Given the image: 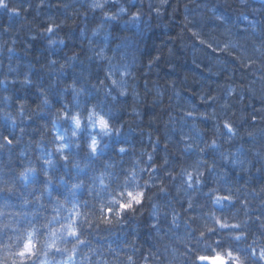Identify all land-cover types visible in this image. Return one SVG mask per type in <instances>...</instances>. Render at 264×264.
Here are the masks:
<instances>
[{
	"label": "clouds",
	"instance_id": "1",
	"mask_svg": "<svg viewBox=\"0 0 264 264\" xmlns=\"http://www.w3.org/2000/svg\"><path fill=\"white\" fill-rule=\"evenodd\" d=\"M43 3L45 0H37V7ZM56 3L67 10V16L47 17L39 31L57 33L47 44L57 41L63 44L64 36L59 29L69 25V21L75 26L80 18V34L83 36L86 30L88 33L84 45L87 59L95 61L102 70L100 78L88 81L99 100L82 99L89 94L83 84L75 80L60 81L59 105L52 104L42 87L36 88L38 102L17 99L14 109L7 107L11 97L7 93L0 94L4 100L0 116L14 121L19 140L11 151L20 145L15 159L24 162L22 166L8 162L10 167L0 163V170H15L10 173L11 191L7 185H0V190L19 196L21 209L32 206L27 212L0 210V264H149V257H152L151 264H264L261 255L264 252V199L250 207L253 201L240 190L213 186L205 193L207 203L199 206L195 216L181 217L174 206L160 203L157 195H167L170 186L179 193L189 177L205 172V165L197 159L178 172L169 169L159 175L158 171L169 163L167 149L163 151L162 163H157L153 144L157 146L160 140L151 138L154 133L145 140L141 128L146 125L156 129L163 123L165 129L192 137V151L197 146L215 149L219 161L231 169L237 171L232 161L241 159L247 173L253 167L264 171V0H140L144 7L131 8L126 0H81L79 4H73V0H56ZM0 7H9L8 0H0ZM14 8L9 7V10L13 12ZM91 16L96 17V22L89 26L85 18ZM153 16L166 27L169 21H174L176 31L167 37L171 44L163 48L158 45L149 57L131 62L123 54L94 40L110 22L130 24ZM31 35L35 39V34ZM12 43L15 44V40ZM173 45L183 50L197 68L211 77L222 78L220 83L209 89L199 78L188 74L179 83L174 78L162 82L147 79L149 72L158 71L155 65L161 57L176 55ZM78 56L79 50H74L66 59L49 58V63L56 65L53 71L60 72L70 68ZM167 66L175 67L172 63ZM9 72L14 69L0 74V84L5 81L33 83L28 73L20 76L9 75ZM142 80L146 81L143 85ZM56 82L54 75L53 86ZM190 85H199L191 96L213 109L203 112L211 122L207 133H202L193 120L189 125L187 116L175 111L180 107L201 113L196 104L183 95L185 88L193 89ZM65 92L71 93L70 100ZM17 101L24 103L19 105ZM117 104L119 109L115 107ZM146 106H150L151 115H145ZM121 112L132 120L114 119ZM40 113H45L48 119L40 125V137L32 138L25 124ZM165 114L166 120L163 119ZM253 115L257 117L255 121L251 119ZM200 119L198 115L196 121ZM225 121L231 125V130L225 127ZM133 123L140 128L143 143L135 147L117 144L110 158L102 157L100 153L109 138L127 132L137 134ZM165 140H171L167 132ZM70 148L73 152H69ZM81 150L87 158L83 162L74 155ZM65 157L71 161L67 167ZM57 162H62L65 168L78 165V169L81 172L86 169L87 174L70 179L60 175L57 180L52 175ZM23 174L29 177L39 174L43 182L35 187L26 185ZM177 179L180 185L174 184ZM201 179L204 180V176ZM61 182L66 185L63 194L52 192V184ZM22 188L27 191H21ZM78 192L82 196H78ZM226 196L232 199H222ZM242 196L247 203H241ZM168 199L170 201L171 197ZM228 203L233 204L235 210H229ZM257 209L259 214L254 215ZM129 226L133 227L130 235L136 237L135 243L132 240L120 245L97 243L101 233L111 235L117 230L127 231ZM178 227L182 229L180 234L176 232ZM142 228L152 229L150 239L157 242L155 253L165 259H159L152 251L148 256H140L135 245L137 232Z\"/></svg>",
	"mask_w": 264,
	"mask_h": 264
},
{
	"label": "trees",
	"instance_id": "2",
	"mask_svg": "<svg viewBox=\"0 0 264 264\" xmlns=\"http://www.w3.org/2000/svg\"><path fill=\"white\" fill-rule=\"evenodd\" d=\"M15 8H18L19 11L22 14V19L20 20V26L17 25L13 28L11 36L18 37L24 36V42L27 43L28 46V53L32 58L34 59H40L37 57L36 52V43L37 40L32 38L31 34L37 35L39 32V29L43 28L46 23L47 17H56L57 19L66 17L67 16V10L62 9L59 7V5L56 3L53 8V12H47L48 14H45V16H39V13L35 9V6H29V5H23L19 4L18 2L14 3ZM223 11V9H220ZM154 17V16H153ZM149 18V22L144 27L145 29L142 31H138V55L137 58L142 57H149L151 56L156 50L157 46L159 45L161 48L165 47L168 44H171L172 41L167 39L168 36L173 35L176 31V26L174 21H169V25L166 27L162 21L158 20H152V18ZM228 18L231 19V15L228 14ZM71 19V18H69ZM4 18L0 23L1 31H0V38H2L1 33L4 29H6L7 23H3ZM239 22V21H238ZM73 23V21H69V25H66L69 30H72L73 33H67L63 35L60 32L61 35L64 36V43L62 44V49L56 56H53L55 58L51 59H62L63 56L68 53L71 49L72 42L75 41L77 38V32L80 23L79 17L77 18V23L75 26H71L70 24ZM23 27V28H22ZM56 34L57 33H53ZM20 45V44H19ZM176 55L173 57H161L159 61L156 62L155 67L158 69V71L155 72H149L147 75V79L151 80L153 78H156L160 80L161 82L165 79H175L178 83L181 82L182 77L185 74H188L189 76H194L199 78V81L204 86L208 87L209 89L215 88L222 78H214L209 76L207 73L203 72L202 69L197 68L196 65L191 63V60L189 57L183 52V50L179 49L176 45H173ZM19 55H25V49L20 48L18 50ZM42 59V58H41ZM47 68V74L46 78L47 80H51L50 78V71L49 66H53L49 63V59L46 61H43ZM169 63H172L175 65L173 68H169L167 65ZM86 69H82L79 72L78 80L79 78L84 79H92L98 78L100 75H102V70L99 68V66L95 63H89L85 64ZM203 66H201L202 68ZM56 67H54L55 69ZM99 71V72H98ZM55 72V71H54ZM81 81V79L79 80ZM146 81L142 80L140 83L143 85ZM78 84H83L80 82H77ZM13 89L20 91L22 93V88L26 85L21 83H9ZM85 90L88 92H95L90 86H87L83 84ZM193 87L191 88H185L183 95L187 97L188 99L192 100L193 103L196 104L199 112L203 113L205 111H212L211 105H209L207 108L204 106L203 102L199 100L198 97H192L195 87H198L199 85H190ZM67 94V98L71 99V93H64ZM11 95V94H10ZM12 96V95H11ZM28 98L31 100L32 95H27ZM91 98V97H90ZM83 99V98H82ZM87 101L88 99H85ZM183 103V101H181ZM210 103V102H209ZM4 103L0 101V106H2ZM259 103H256V107L259 108ZM8 108L12 109V106L7 105ZM117 109L120 108V105L117 104L115 106ZM150 106H146L145 115H151V111H149ZM177 113L181 115H185L186 112H188L187 108H176L175 110ZM122 114V112H121ZM128 115V114H127ZM127 116H124L122 119H125ZM2 118V116H0ZM164 120L167 119V115L163 117ZM192 121L191 117H187V123L190 125ZM30 121L26 123V125H29ZM210 123L208 120L201 118L197 121L198 129L202 130V133H207L208 128L210 126ZM185 127L187 125H184ZM27 128V127H26ZM138 130V145L143 143V140L140 136V128H137V126L133 127ZM143 136L145 140L148 138L149 134H153L151 138L153 140L159 139L160 143L156 146L157 147V163H162V155L164 151V144L166 142L165 140V133L167 132L168 135L171 136V140L167 141V152L169 156V163L165 165L162 169L158 171L159 175H163V172L166 170L171 169L174 172H178L182 167H186L194 163L197 159H200L198 150L191 151L190 153L185 154L183 151V141L180 140V135L178 131L172 130V129H165L163 123L158 126V128H149L146 125L141 126ZM16 134V128H9L2 124L0 122V134ZM28 135L32 138H39L41 135V131H31ZM112 138V137H111ZM206 138V137H205ZM110 139V138H109ZM177 141H181L180 143H177ZM149 146V145H145ZM16 149H13L12 155L13 159L12 162H17L19 160L14 159L15 151ZM234 150V149H233ZM109 157H111L110 151L108 153ZM84 159H81L82 162ZM203 159L207 160V164L205 165L204 171L206 172V175L204 176V184L195 187L192 189H188L186 185H181V191L179 193L176 192V189L174 186L169 187V193L167 195L165 194H158L157 199L162 204H169L170 207L174 206L177 211L181 213V217H192L197 214V212L200 210L199 206L202 204L207 203V198L205 196V193L208 191L209 187H216L218 189H239L242 193L249 196V198L253 201V203L250 205V207H255V205L259 202L260 199H264V193H260V195H256V193L260 192L261 184H264V171L257 172L256 168L253 167V169L247 173V174H238V172L234 169L229 168L228 166L223 165L218 158V153L215 149H206V152L203 156ZM209 164H215V167L211 170L208 169ZM60 173H57L59 175ZM71 174V173H69ZM65 176V175H64ZM251 177V179H248V177ZM58 177V176H57ZM245 180H247V187H241V185L244 184ZM175 185H180L181 182L179 179L174 181ZM255 189V192L253 191ZM226 194V193H224ZM78 196H82V193H77ZM171 197V200L169 201L168 197ZM191 198L193 201V208L189 209L187 212L184 211L188 207V199ZM247 202L243 199V196L241 197V203ZM226 202H222L224 204ZM229 210H235L233 204L228 203ZM223 211L224 209H220ZM254 215L259 214V209L256 210V212L253 213ZM253 230H255V225H253ZM120 238L118 237V233L116 231L111 235H105L104 233H101V237H98V239H108L110 243H113L114 245H120L125 244L128 240H132V236L130 234H127V232H123V229L119 230ZM152 229L151 228H142L140 229L138 234V242H136V248L138 247V252L141 257L148 256L149 251H152L155 253V247L157 246V242L155 240L150 239ZM177 234H180L182 232V229L178 227L176 229ZM117 238V239H116ZM120 243H118V241ZM97 243H100L97 241ZM156 256L163 260L165 259L163 256H160L159 253H155ZM152 257H149V264H151Z\"/></svg>",
	"mask_w": 264,
	"mask_h": 264
},
{
	"label": "bare ground",
	"instance_id": "3",
	"mask_svg": "<svg viewBox=\"0 0 264 264\" xmlns=\"http://www.w3.org/2000/svg\"><path fill=\"white\" fill-rule=\"evenodd\" d=\"M15 2L16 3L18 2L19 4H23V5L35 6L36 8H38L35 10L37 11V13H39V16L41 15L45 16V14H48L47 12L52 13L54 5H55V0H45V3L40 4L39 7H37V0H8L9 7L14 6ZM79 3H81V0H73V4H79ZM9 7H0V23L3 20V18H4L3 23L8 22V24L5 26L6 29H4L1 33L2 38H0V74H3L8 69H14V72H9L8 74L22 76L25 73H28L33 83L23 87L22 93H20V91L13 89V87L7 81H5L4 84H0V94L7 93L11 97V100L8 102L7 105L12 106V109H14L15 108L14 102L17 99H25L29 101V103L38 102L39 93L36 92L37 87L45 88L49 95L50 100L52 101V104L59 105L61 103L60 93L62 91L61 86H60V81L66 82L68 80H75L76 83L80 82L87 86H90L88 81L92 79H84L83 77L79 78V80L81 79V81L77 79L79 72L82 69L87 68L85 64L95 63V61L87 59V49L84 45L87 40L88 33L86 30L83 36L80 34L81 24L79 25L78 32L76 34L77 39L72 42L70 51L66 53L62 58V59H66L67 56L70 55L74 50H79L78 59L72 63V66L70 68H66L60 72L53 71L56 65L49 66L48 70L50 71L49 73H50L51 80H47L46 78L47 68L43 61H46L47 59L51 57L55 58L53 56H56L58 52H60V50L62 49V44L59 43V41L53 43L52 45L47 44L46 43L47 40L50 39L52 36H55L56 34H53V33L45 34L39 31L37 35L35 36V39L37 40L35 49L37 52V57L40 59L32 58V56H30L28 53L27 43L23 41L24 36H19V34H18V37L11 36L12 34L11 32L13 28L20 24V20L22 19V14L20 11L18 13L10 11ZM153 20L157 21V18L153 17L151 22ZM95 22H96L95 16L85 18V23L89 26ZM136 24H137V29L135 28V26L132 25V23L121 24L120 22H110L109 26L104 30V32L100 36L94 37V40L98 41L101 44L107 45V47L110 50H114L116 53L123 54V56L129 61L135 62V60L138 59L137 55H138V33H139L138 32V22H136ZM144 29L145 28H143L142 30ZM0 31H1V26H0ZM60 32L63 35L67 33H70V34L73 33V31L69 30L67 26L62 27L60 29ZM125 34L130 35V40L127 37L123 39L120 38L119 35L124 36ZM13 40H15V44L12 43ZM10 46H11V50H10ZM20 48L25 49L26 56L18 54V50ZM54 75L57 77V82L55 86H53L52 84V79ZM101 76L102 75H100L98 78H100ZM94 79L95 78H93V80ZM90 82H93V81H90ZM65 93H70V92H65ZM27 95H32L31 100L28 98ZM64 95L65 97L68 96L67 94H64ZM84 98L88 100L89 99L99 100V97L96 95L95 92H90L89 95ZM0 101L4 103L2 95H0ZM48 111H51V109L49 108ZM124 116H127L125 118L126 121L132 120V118L129 115H127V113L125 114L123 112L122 114L119 113L115 115L114 119L119 121ZM46 119H48L47 115L45 113H40L33 120L30 121L29 125L25 124V127L28 128L30 133L32 130L34 132L37 130L41 131L40 125ZM0 122L9 128H12V127L16 128V126H10L9 121L5 119L4 117L0 118ZM135 126L136 125L133 123L132 127H135ZM120 143L132 144L134 147L138 146V130H137V134L132 133V132H127V133H122L121 136L119 137H112L108 139L104 145V150L100 153V155L102 157H109L108 155L109 151H110V154L112 155L113 152L115 151V145L120 144ZM19 147L20 145H17V149L15 150L16 152L18 151ZM12 152L13 150L10 152L11 159H9V152L7 150H5L3 153H0V163H5V167H10L11 165L12 166L19 165V161L12 162V159H13ZM69 152H73V150L70 148ZM74 155H76V158H80V159L85 158L82 150L75 152ZM14 159H15V156H14ZM124 159L127 160V157H125ZM16 160L17 159H15V161ZM8 162H10L11 165L8 164ZM57 173H60V174L57 175ZM86 174H87V170H85L84 172H81L80 169L72 168L71 166L68 168H65L62 162H57L56 166L52 169V175L57 180L59 179L60 175H65L66 178L70 179L72 176H75V175L83 176ZM42 182H43V178L39 174H35L30 177L29 183L30 185H33L35 187V186L40 185ZM65 188H66V185H64L63 182H61L60 184L54 183L51 186L52 192L57 193V194H63ZM21 191H27V189L22 188ZM19 199H20L19 196H13L8 193H0V203L7 201V203L10 205V207L7 208V211L11 212V211L23 210L27 212V211L32 210L31 209L32 206H28V207L21 209L19 207V201H18ZM124 231L125 230H123V232ZM119 232L120 231L117 230L115 234L117 233L119 234ZM125 232H127V234H131L133 232V227L129 226L127 228V231ZM120 234L118 235L119 238H120ZM97 241L102 244L110 243L108 239H98ZM117 241L118 243H120L119 240ZM137 242H138V234H137ZM126 243H128V240ZM137 250H138V247H137Z\"/></svg>",
	"mask_w": 264,
	"mask_h": 264
},
{
	"label": "snow or ice",
	"instance_id": "4",
	"mask_svg": "<svg viewBox=\"0 0 264 264\" xmlns=\"http://www.w3.org/2000/svg\"><path fill=\"white\" fill-rule=\"evenodd\" d=\"M13 12L18 13L19 9L18 8H14ZM49 30H51V29H49ZM209 47H211V46L209 45ZM100 83H103V80H101ZM5 99H9V98L5 97ZM257 99L259 100V97H257ZM17 103L19 105H23L24 101H17ZM262 103H264V102H262ZM20 111L21 112L23 111L22 107L20 108ZM257 111H259V109H257ZM198 115L201 118H204V119L207 118L205 113H197V112H194V111H189V112L185 113V116L192 118L193 124L197 128H198V126H197L196 117ZM4 118L8 119L10 126H16L12 119H10L8 117H4ZM251 119L253 121H255L257 119V117L255 115H253L251 117ZM224 123H225V127L228 128L229 130H231V125L228 124L227 121H225ZM249 137L252 138V134L251 133H249ZM192 139H193L192 137H187V136H184L182 134L180 135V140L184 142L183 151H184L185 154L190 153L192 151L193 147H194L193 144L191 143ZM18 142H19V140H18V137H17L16 134H13V133L12 134H0V153H3L5 150H7L9 152V159H11V155H10L11 149ZM167 146L168 145H167V141H166L165 144H164V148L167 149ZM213 146H215V141H213ZM153 150H157L156 143L153 144ZM196 150H198V153H199V156H200V159H199L200 162L202 164H207V160L203 159V156H204V154L206 152V149L197 146ZM122 151H123V149H122ZM262 159H264V157H262ZM45 162H47V161H45ZM23 163H24L23 160L19 161V164L21 166L23 165ZM64 163H65V166L67 167V166H69L71 161L69 160L68 157H65ZM232 163L237 168L238 174H246L247 173L248 170L244 169L242 167L243 160L234 159L232 161ZM73 167H77L78 168L79 166L78 165H73ZM214 167H215V164H209L208 165V169L209 170H211ZM14 171H15L14 169L9 170L8 172L0 170V185H7L8 189H9V192L11 191V185H12V179H13L10 176V173L14 172ZM84 171H82V172H84ZM256 171L257 172H261V169L260 168H256ZM205 175H206V172H201L194 178L193 177H189L188 180H187V183H186V187H188L189 189H192V188L199 187V186L203 185L204 184V180H202L201 177H203ZM248 179H251V177L249 176ZM29 182H30V177L28 175H26V174H23V183H25L26 185H29L30 184ZM241 187H247V180H245L244 184L241 185ZM253 191L255 192V189H253ZM262 192H264V184H261L260 192L256 193V195H260V193H262ZM0 193H5V192L0 190ZM222 199L231 200L232 198L230 196H226V197H222ZM245 203H247V202H245ZM9 207H10V205L7 203V201L0 203V210L6 209V208H9ZM191 208H193V201H192L191 198H189L188 199V207L186 209H184V211L187 212ZM17 214H19V212H17ZM257 219H259V217H257ZM232 227L236 228L238 226L237 225H232ZM135 240H136V237L132 236L133 243H135ZM252 254L253 255L255 254V250L252 251ZM261 255L264 256V252H262ZM200 259L206 260V259H208V257H200Z\"/></svg>",
	"mask_w": 264,
	"mask_h": 264
},
{
	"label": "rangeland",
	"instance_id": "5",
	"mask_svg": "<svg viewBox=\"0 0 264 264\" xmlns=\"http://www.w3.org/2000/svg\"><path fill=\"white\" fill-rule=\"evenodd\" d=\"M126 3L130 7H138V6L139 7H144V5L140 4V0H126ZM148 22H149V18L141 19V21L138 22V31H141ZM132 25L135 26V28L137 29L136 22H133ZM119 36H120L121 39L127 37L130 40V35H128V34H125L124 36H122V35H119Z\"/></svg>",
	"mask_w": 264,
	"mask_h": 264
},
{
	"label": "flooded vegetation",
	"instance_id": "6",
	"mask_svg": "<svg viewBox=\"0 0 264 264\" xmlns=\"http://www.w3.org/2000/svg\"><path fill=\"white\" fill-rule=\"evenodd\" d=\"M258 1V0H257Z\"/></svg>",
	"mask_w": 264,
	"mask_h": 264
},
{
	"label": "water",
	"instance_id": "7",
	"mask_svg": "<svg viewBox=\"0 0 264 264\" xmlns=\"http://www.w3.org/2000/svg\"><path fill=\"white\" fill-rule=\"evenodd\" d=\"M210 259V258H209Z\"/></svg>",
	"mask_w": 264,
	"mask_h": 264
}]
</instances>
